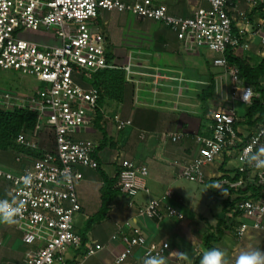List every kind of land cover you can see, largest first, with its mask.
<instances>
[{
	"label": "built area",
	"instance_id": "2783aa9c",
	"mask_svg": "<svg viewBox=\"0 0 264 264\" xmlns=\"http://www.w3.org/2000/svg\"><path fill=\"white\" fill-rule=\"evenodd\" d=\"M206 7L197 8L189 17H177L168 13L162 4L152 0H0V70H12L35 78L41 86L31 95H0V107L9 109L23 107L37 113L32 130H21L16 143L26 150L38 151L34 157L20 152L15 160L29 158L30 164L14 174L0 167V178L11 185L10 196L1 197L20 207L15 217L27 244L39 243L36 252L20 264H79L70 254L81 246L86 257L94 256L103 245L83 244L74 228V216L81 206L77 197V185L84 178L82 169H97L94 157L95 146L74 135L96 113L99 92L86 86L93 73L114 68L103 46V37L91 27L102 11L130 13L139 19H150L163 24L174 32L177 39L189 48H207L217 54L213 64L221 67L230 79V98L249 104L254 93L250 86L240 83L238 69L229 65L226 49L247 48L241 33L249 23L244 3L250 9L262 12V0H200ZM233 9L246 26L239 33L233 32ZM44 31L47 41L25 38L24 31ZM252 33L264 45V17L262 14L252 22ZM243 95L246 97L243 100ZM210 136L195 137L200 153L191 162L181 167L179 175L189 181L204 183V168L224 151L236 146V117L233 111H216L212 117ZM118 128L131 125L130 120L115 117ZM172 142L183 137L182 132L168 134ZM264 139V124L250 135L238 149L237 170L242 175L252 174L248 182L260 187V194L235 203L226 219L233 218L237 224L232 232L242 239L251 229L264 231V169L250 167L245 153L261 150ZM148 169L144 164L124 159L120 162L117 187L122 194L134 196L139 191H148L145 179ZM31 176V183L24 178ZM231 188H245V179L225 183ZM237 196V194H236ZM170 192L159 199H151L140 211L150 219L176 217L184 214L166 205ZM165 210L164 214L163 211ZM249 219L250 223L244 221ZM118 227L113 238L119 236L124 250L115 258L116 264H125L136 248L143 249L144 260L149 256L164 257L170 249L166 241H148L141 229L128 221ZM177 264H181L178 262Z\"/></svg>",
	"mask_w": 264,
	"mask_h": 264
},
{
	"label": "crops",
	"instance_id": "0c3cea01",
	"mask_svg": "<svg viewBox=\"0 0 264 264\" xmlns=\"http://www.w3.org/2000/svg\"><path fill=\"white\" fill-rule=\"evenodd\" d=\"M152 1L164 5L168 13L177 17H189L197 8L207 6L206 2L200 0ZM239 7L246 10L249 23L246 26L236 12L230 9L233 32L239 33L246 26L241 36L247 48L236 49L252 62H258L264 57V45L252 33V22L260 14L264 17V0L261 4L262 12L248 8L244 3ZM127 25L142 29L145 37L137 43L135 36L132 38L131 35H125L124 27ZM91 27L103 37L102 43L108 59L115 67L108 68L111 71L107 73L108 77L104 76L108 87L100 96L92 120L74 135L75 139L89 141L95 146L94 157L98 161L97 169H82L84 178L77 185L81 210L74 216L76 233L80 236L88 220L100 212L102 187L105 185L103 176L108 180L116 177L122 160L129 159L147 167L145 185L148 191H139L134 196L119 192L108 205L105 217L95 221L86 234L85 244L99 243L103 249L86 258L83 246L70 254L79 264H116L115 258L125 246L119 236L113 238V235L121 225L126 229L127 221L138 226L148 241L169 243L170 249L163 257L166 264H195L198 255L214 247L226 253L225 264H238L242 252L264 250L263 230L251 229L242 239H237L228 230L219 242H212L206 247L203 236L214 229L202 234L200 242H197L192 231V223L202 215L196 217L197 213H194V221L183 232V228L171 223L174 217L165 216V210H162V220L150 219L140 213L149 200L159 199L167 191L170 197L166 205L182 212L176 206L188 203L189 200L186 197L188 195L176 186L178 179L182 178L179 175L181 167L199 155L200 145L196 143L195 137L211 135L212 117L216 111L234 112L238 135L236 146L224 151L204 168L205 182L213 180L218 190L232 176L233 170L237 169L238 149L261 124L260 120L254 124L248 123L244 115L247 104L235 100L245 105L244 114L238 116L236 103L230 98L228 74L213 64L217 54L203 47L191 49L163 24L139 19L130 13L102 11L93 20ZM210 77L215 82V89L203 102L200 99L201 91L207 86ZM260 84L264 88V77L260 78ZM86 86H92L90 79ZM225 88L228 89L226 92ZM115 117L130 120L131 125L120 129ZM257 117L255 115L253 119ZM172 132H182L184 137L178 142H172L168 137ZM261 149H264V139ZM18 153L19 150L12 148L0 150V167L14 174L20 173L24 166L30 164V160L23 158L17 162L15 157ZM241 177L248 184L253 175L243 174ZM114 187H117V182ZM10 190V183L0 178V196H10ZM209 190L215 196L213 200H219L220 203L227 198H234V194L220 195L210 187ZM217 216H224L222 203L221 212ZM164 218L169 220V228L162 225ZM244 221L250 223L249 219ZM39 246V243L27 244L22 241L17 222L10 225L0 221V264H20L32 256ZM179 252L185 253V260L178 259ZM125 264H144L143 249H134Z\"/></svg>",
	"mask_w": 264,
	"mask_h": 264
},
{
	"label": "trees",
	"instance_id": "16d2710c",
	"mask_svg": "<svg viewBox=\"0 0 264 264\" xmlns=\"http://www.w3.org/2000/svg\"><path fill=\"white\" fill-rule=\"evenodd\" d=\"M226 58L229 65L235 66L238 69V78L240 83L248 85L253 90V97L251 102L245 107V117L248 123L254 124L257 120H260L261 124H264V88L260 84V78L264 77V57H262L258 62H252L249 58L242 55L236 48L228 47L226 49ZM111 71L109 69L99 70L93 73L90 81L93 87H95L99 92V99L104 90L108 87L105 84V77L107 73ZM215 89V82L212 77L209 78L207 86L201 91V100L205 102L213 93ZM98 99V102H99ZM255 115H258L256 119H253ZM37 113L35 111L29 110L23 107H12L5 109L0 107V150L4 149H17L20 152L27 153L31 156L37 157L40 155L38 151L26 150L16 143V137L21 130L30 131L33 129L36 123ZM253 119V120H252ZM237 123H234L236 127ZM225 163V162H223ZM223 168V165H222ZM231 177H228V181L234 182L242 176L237 169L233 170ZM223 177H219L221 179ZM105 185L102 187V206L100 212L90 218L85 225V230L80 234L83 244L86 242V234L95 221L102 220L105 217V213L108 210V205L111 203L113 198L121 192L118 187H114L118 179V174L116 177L108 180L103 176ZM210 189L220 195L237 194L236 197L229 200H222V212L224 216L218 217L215 228L213 231L206 233L203 236V243L206 247L212 242H219L223 234L226 231H232L233 227L237 224L234 217L237 213H234L233 218L226 219L225 215L229 212V209L234 208L235 203L238 201L248 198L255 197L260 194V187L255 185V183L250 182L245 184V188L235 189L231 188L229 185H224L220 190L215 186L213 180H207ZM202 255H198L195 258L194 263L198 264L200 262Z\"/></svg>",
	"mask_w": 264,
	"mask_h": 264
},
{
	"label": "rangeland",
	"instance_id": "374dc122",
	"mask_svg": "<svg viewBox=\"0 0 264 264\" xmlns=\"http://www.w3.org/2000/svg\"><path fill=\"white\" fill-rule=\"evenodd\" d=\"M93 24V20H91ZM44 31H24L23 36L25 38L30 39H39L41 41H47V37L43 35ZM125 35L135 36V41L138 43V40L145 37L142 29L127 25L124 27ZM124 44V43H123ZM207 51V50H206ZM41 84L33 77L21 74L12 70H0V95L5 93H9L13 96H26L31 95L37 88H39ZM225 88V92H226ZM237 108L238 116H242L244 114V104L233 101ZM177 188L181 190L189 200L188 203H182L181 206H176L178 209L182 211L184 214V219L179 220L176 217H171V223L174 225H178L180 228H183V232L187 230L189 225L194 221V213H197L196 217H199L198 214L202 215L203 219L196 218L195 222L192 223L193 235L197 242H200V236L206 231H209L211 228L214 229L216 222L218 220L219 213L221 212V203L220 201H214L215 196H213L212 192L209 190V186L207 182L204 183H196L193 181H189L185 178H180L176 184ZM214 197V198H213ZM236 197V194H234ZM162 220V219H161ZM169 228V220L164 218V223L162 225Z\"/></svg>",
	"mask_w": 264,
	"mask_h": 264
},
{
	"label": "clouds",
	"instance_id": "9594fccd",
	"mask_svg": "<svg viewBox=\"0 0 264 264\" xmlns=\"http://www.w3.org/2000/svg\"><path fill=\"white\" fill-rule=\"evenodd\" d=\"M246 97L243 95V100ZM246 162L250 167L257 170L264 169V149L255 153H245ZM31 176L24 178V183H31ZM219 187V185H217ZM20 213V207L15 206L14 202L7 199H0V221L8 224H15V217ZM226 253L219 248H210L206 250L200 259V264H225ZM178 259L185 260V253L179 252ZM144 264H166L163 257L149 256L144 260ZM238 264H264V250L255 249L252 251L242 252L238 257Z\"/></svg>",
	"mask_w": 264,
	"mask_h": 264
}]
</instances>
